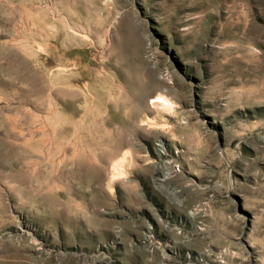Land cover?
<instances>
[{
    "label": "rangeland",
    "instance_id": "obj_1",
    "mask_svg": "<svg viewBox=\"0 0 264 264\" xmlns=\"http://www.w3.org/2000/svg\"><path fill=\"white\" fill-rule=\"evenodd\" d=\"M0 264H264V0H0Z\"/></svg>",
    "mask_w": 264,
    "mask_h": 264
}]
</instances>
